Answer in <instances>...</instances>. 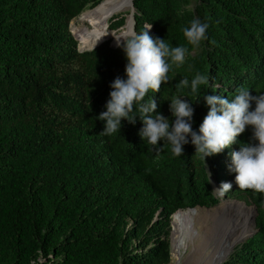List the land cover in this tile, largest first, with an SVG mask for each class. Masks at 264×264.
<instances>
[{"label":"trees","instance_id":"16d2710c","mask_svg":"<svg viewBox=\"0 0 264 264\" xmlns=\"http://www.w3.org/2000/svg\"><path fill=\"white\" fill-rule=\"evenodd\" d=\"M122 1L132 3L137 33L152 24L150 35L189 49L183 64L172 65L169 83L144 98H154L170 120L173 96L194 102L199 131L210 108L204 95L232 98L242 86L253 95L264 92V0H0V264H165L167 236L155 243L157 227L133 246L138 234L126 229V217L142 222L156 206L173 218L198 204L249 207L218 203L211 176L220 187L232 184L225 197L257 209L256 230L232 263L264 264V193L236 184L229 165L238 143L204 160L189 142L176 156L163 140L161 147L143 141L139 116L135 124L122 119L121 131L100 134L106 121L99 114L107 110L111 82L126 78L127 59L110 40L77 47L74 16ZM194 18L209 25L199 46L183 33ZM124 23L113 16L107 30ZM91 40L85 32L84 45ZM196 73L207 75L216 91L201 86L192 93ZM185 77L189 87L177 89ZM251 136L249 126L238 140ZM147 242L154 245L144 248ZM177 259L172 244L169 264Z\"/></svg>","mask_w":264,"mask_h":264},{"label":"clouds","instance_id":"9594fccd","mask_svg":"<svg viewBox=\"0 0 264 264\" xmlns=\"http://www.w3.org/2000/svg\"><path fill=\"white\" fill-rule=\"evenodd\" d=\"M151 27L152 24L146 25L139 33L131 29L119 36L112 33L117 46L122 47L126 55V78L118 75L111 82L110 99L105 106L107 110L98 117L106 121L100 134L110 136L121 131L122 119L135 124L136 117L139 116L143 121L140 129L143 141L155 147L160 146L159 142L163 140L171 145L176 156L183 155L184 145L189 142L195 146V153L202 154L204 160L238 143L239 149L231 152L229 165L230 171L236 173V184L240 190L251 189L256 193H264V92L253 95L250 89L242 86L235 90L232 98L204 95L210 108L199 126V131L193 129L194 102L181 99L182 96H173L168 99L174 117V120H170L157 110L158 104L154 98L148 102H144V98L149 90L159 92L162 83H169L172 65L183 64L189 49L183 45L170 47L166 39L149 34ZM208 27L207 23L194 18L190 26L183 29V33L189 44L199 46L207 39ZM201 86L211 87L213 91L217 89L211 86L207 75L196 73L190 82L191 92L199 93ZM176 87H189V79L183 78ZM249 126L252 129L250 141L238 140ZM218 189L227 193L232 189V184L222 182Z\"/></svg>","mask_w":264,"mask_h":264},{"label":"rangeland","instance_id":"374dc122","mask_svg":"<svg viewBox=\"0 0 264 264\" xmlns=\"http://www.w3.org/2000/svg\"><path fill=\"white\" fill-rule=\"evenodd\" d=\"M89 8L91 7H86L84 10ZM132 12V3L129 4L126 1H122L116 6L114 4H109L101 7L94 12L84 15L81 19L78 18L77 14L74 16V33L70 28L71 20L69 21L68 26L76 39L77 47L81 49L91 48L93 45L103 40H110V44L117 46L116 38L112 33L118 36L122 32L128 31L127 28L129 23H131V30H134V24L131 22ZM116 15H122V17H124V22H126L124 23L125 26L121 28H118V26L113 28H118L115 31L107 30V27H109L107 22H109L110 19ZM105 17H107L108 20L104 25ZM101 22L103 23L100 24ZM110 28L111 27H109V29ZM88 31H90L92 35L91 42H93H85L84 45L83 35ZM113 41L116 44L113 43ZM121 41H123V38ZM211 183L213 186V192L220 198L218 203H220L222 199L239 200L245 202L249 207L246 208L237 204H229L214 210H208L207 208H212L214 205L204 206L198 204L195 205L198 207L187 209L182 214L173 218L172 214V216L170 215L169 217H166L165 214L162 213L161 207L156 206L149 213V216L144 218L142 222L135 221L129 216L126 217V229L134 230L138 235L142 234L140 238L138 235L133 238L132 245H138L139 242L150 239L152 237V235L149 234L150 230H154L158 227V229H160L155 234V243L161 239H165L166 236L169 243V259L165 264H169V261H171L172 244L175 246L176 256L178 258L177 264H203L211 259L215 261L218 258L224 243H226L232 235L233 226L241 220L245 211L254 213L255 225L253 230L250 232L252 234L256 229V205L244 199L225 197L224 193L218 189L220 188V185L212 176ZM226 225L229 227L228 232H226L225 229ZM143 232L148 233V235H145ZM250 233L246 236L251 235ZM244 239L245 237L236 242L234 246L225 254V256H223L219 262L217 261L214 264H235L232 263L231 256L234 254L235 250L240 247ZM178 242L184 245L181 259L178 254ZM153 245L154 244L152 242H147L144 248H151ZM43 260L44 258L40 257L39 261Z\"/></svg>","mask_w":264,"mask_h":264},{"label":"bare ground","instance_id":"6f19581e","mask_svg":"<svg viewBox=\"0 0 264 264\" xmlns=\"http://www.w3.org/2000/svg\"><path fill=\"white\" fill-rule=\"evenodd\" d=\"M131 22L133 24V17L132 16H131ZM130 29H132L131 28V23L128 24L127 30L129 31ZM122 38L123 37H121V39ZM254 225H255L254 224V213L253 212L245 211V213L243 214V217H242V220H241V223H240V226H239L238 230L223 245L222 250H221V253L218 256V258L215 261L211 259V260H209V261H207V262H205L203 264H214L217 261L219 262V260L223 256H225V254L234 246V244L236 242L242 240L246 235H248L253 230ZM183 248H184V245L182 243L178 242V254H179V258L180 259L182 258V250H183Z\"/></svg>","mask_w":264,"mask_h":264},{"label":"water","instance_id":"95a60500","mask_svg":"<svg viewBox=\"0 0 264 264\" xmlns=\"http://www.w3.org/2000/svg\"><path fill=\"white\" fill-rule=\"evenodd\" d=\"M132 17H133V24H134V10H133V12H132ZM100 42H101V41H100ZM100 42H99V43H100ZM97 44H98V43H97ZM97 44H95V45H97ZM95 45H93L92 47H94ZM255 230H256V229H255ZM247 237H248V236H245V239H246ZM245 239H244V240H245Z\"/></svg>","mask_w":264,"mask_h":264}]
</instances>
